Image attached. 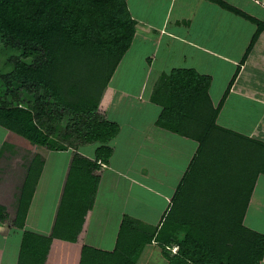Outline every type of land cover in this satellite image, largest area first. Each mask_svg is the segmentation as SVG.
Listing matches in <instances>:
<instances>
[{"label":"crops","instance_id":"crops-1","mask_svg":"<svg viewBox=\"0 0 264 264\" xmlns=\"http://www.w3.org/2000/svg\"><path fill=\"white\" fill-rule=\"evenodd\" d=\"M126 2L136 22V34L99 104L106 119L120 127L118 136L108 144L112 155L107 164L98 161L99 167L90 169L89 175L73 166L78 157L95 162L101 144L77 150L67 147L66 152L52 157V152L41 157L31 151L29 161L24 159L26 164L19 167L23 174L18 182H10L7 163L1 165L0 207L7 218L0 223V264H8L9 259H13L10 264H19L26 238L45 252L44 264H79L86 246L112 253L126 218L154 231L174 214L172 228L177 239L184 240V228L195 226L193 215L200 214L203 207L210 208L211 201L205 198L212 193L231 195V182L241 179L236 167L229 170L239 163L230 154H223L228 160L222 164V172L229 173L215 171L211 154L222 158L218 151L221 136L233 140L223 151L236 152L237 142L244 138L262 152L264 0ZM176 70H194L210 78L207 96L199 94L197 103L186 109L195 114L209 102L218 112L214 125L227 133L215 139L216 149L210 146L205 166L211 170L200 169L187 183L200 158L201 143L195 136L165 126L160 121L164 105L152 99L161 79ZM139 73L145 78L143 82L136 80ZM162 93L167 99L173 92L166 86ZM190 130L197 132V126ZM8 135L0 127V148L7 147ZM12 145L21 153L31 147ZM240 145L241 151H248L244 143ZM249 179L256 181L252 192H247L250 197L242 224L264 236V174ZM239 188L236 184L233 191ZM66 193L74 202H84L82 222L72 212L66 215L62 210ZM73 227L80 229L78 234ZM170 246V256L179 253V243ZM162 251L156 242L146 244L138 264H169ZM259 264H264V255Z\"/></svg>","mask_w":264,"mask_h":264},{"label":"trees","instance_id":"trees-1","mask_svg":"<svg viewBox=\"0 0 264 264\" xmlns=\"http://www.w3.org/2000/svg\"><path fill=\"white\" fill-rule=\"evenodd\" d=\"M135 34L136 22L129 13L126 0H0V53L6 56L0 79L6 87L4 95L15 101L12 104L0 101V127L9 132L8 142L12 139L16 146L35 144L52 151H64L69 146L77 150L80 146L101 144L96 151L95 162L78 157L73 168L82 169L87 174L90 169L99 167L98 161L107 164L112 155L108 144L118 136L120 127L106 119L99 111V104L123 57L131 48ZM96 65L100 67L97 71ZM102 70H106L103 80H81L86 75L98 77ZM177 71H185L183 73L189 75V71ZM174 73L161 79L152 99L164 105L160 121L165 126L179 134L195 136L201 143L200 158L187 176V183L200 169L205 172L211 170L205 166L208 153L211 154L210 146L216 149L215 139L227 133L214 125L218 112L209 102L195 114L186 109L197 103L199 94L207 96L210 78L183 80L187 84L183 86L180 80H170ZM193 82L199 83L200 93L197 88L191 87ZM98 84V96L93 97ZM166 86H170L173 92L172 97L167 99L168 95L162 93ZM63 114L70 117L66 135L62 136L66 145L59 138H53L46 119L56 122ZM194 126H197V132L190 130ZM222 140L225 148L232 146L233 140ZM241 141L237 142L236 152L218 149L222 158L218 153L211 154L218 173H229L222 172V164L228 160L223 154L239 159L238 165L230 164L229 170L236 167L242 174L240 181L236 182L241 187L239 191L244 193L240 198L244 201L241 206L236 203L237 209L232 211L234 214L237 211V217L241 218L235 229V233L240 235L234 232L222 234V229L216 230L207 225L204 216H195V226L184 228V240H178L170 218L154 231H146L138 222L126 218L114 252H102L86 246L79 264H138L145 245L153 242L163 250L169 264H259L264 255V236L246 228L242 220L250 197L247 192H252L256 181L249 178L264 174V146L260 152L257 146L252 147L249 140L243 138ZM243 143L250 152L241 151L240 144ZM244 178L247 181H242ZM65 200L62 210L66 211V215L72 212L82 222L84 202H74L67 193ZM6 218L0 207V223H5ZM72 231L78 234L80 229L73 227ZM175 242L179 243V253L170 256V245ZM24 246L19 264L25 261L21 257ZM35 255H39L40 260H36ZM27 256H30L28 264L45 263V252L34 245Z\"/></svg>","mask_w":264,"mask_h":264},{"label":"rangeland","instance_id":"rangeland-1","mask_svg":"<svg viewBox=\"0 0 264 264\" xmlns=\"http://www.w3.org/2000/svg\"><path fill=\"white\" fill-rule=\"evenodd\" d=\"M5 58H6L5 54L4 53H2V54L0 53V72L3 71L2 69L4 68V65H5V63H4L5 62ZM128 63H129V61H126L127 65H128ZM99 68H100L99 65H96V67H95L96 71L99 70ZM91 71H92V69H91ZM94 72L95 71H93V73ZM105 72H106V70L103 71L102 74L99 75L98 77H94V75L93 76L86 75V77L81 79V80H86L87 78H90L89 81H92V80H103L104 77H105ZM174 72L175 71H172L170 73V76ZM178 72H181V73H178ZM183 72H185V71H183ZM183 72L182 71L175 72L177 74L174 73V75L170 78V80H180L179 83H181L183 86H185L187 84H185V82H183V80H187V79H189V80H205L203 78L206 77V76L195 75L197 73L194 70L189 71V75H185ZM122 74H123V71H122V69H120L119 70V75H122ZM142 75H140V73H139L137 75V79L136 80H138V81L142 80V82H143L145 78L141 79L140 76H142ZM200 77H203V78H200ZM95 83H97V82H95ZM190 84H192V82H190ZM191 87L192 88H197L199 90V83L198 82H193V85ZM99 89H100V87H99V84H98V87H96L95 91H94V95L95 96L93 95V97H97L98 96L97 93H98ZM5 92H6V87H3L2 80L0 79V101L2 102V101L5 100V101H10L9 103H11V104L15 103L14 100H9L7 94L4 95ZM199 93H200V90H199ZM46 119H47V121L49 123L47 125L48 128H51L50 130L53 131L52 132L53 138H55V139L59 138L60 142L64 143L66 145V141L62 140V136L66 135L67 125H68V122L70 120V117L66 116L65 114H63V115H61V117L58 118V120H56V122L50 120V118L49 119L46 118ZM13 137L14 136H12V138ZM50 138H52V136ZM12 143H13V140L11 139V142L9 140L8 144H6L7 147H5V148L1 147L0 148V154H1L0 155V166L2 165L4 167V164L7 163L8 167H6V168L9 169L10 172L12 173L11 174L12 180H10V182H18V180L21 179V175L23 173L21 172L20 168H21L22 164H24V163L26 164L27 160L29 161V159H27V154L31 153V151H33V152L35 151V153H38V155L39 156L41 155V157H43V154L45 156L46 155L45 153H47V152L48 153L52 152L51 154H49L51 157L53 155L54 156L55 155L56 156L59 155L58 152H66V148H65L64 151H52V150L41 148V147H39V146H37L35 144H28L31 147L26 148L21 153V152L16 151V147L12 146ZM219 145H220V149L221 150L225 149V143H224V141L221 138L219 140ZM205 146H207V144ZM69 147H71V146H69ZM72 148L74 149V147H72ZM67 150H68V148H67ZM17 153H19V154H17ZM35 155L36 154H34V156ZM6 156H8V158ZM65 156H66V153H65ZM24 159H27V160L24 161ZM1 160H2V162H1ZM3 182H4V180L1 181V179H0V188H1L2 184H3ZM236 184H237V182H231V185H232L231 195L230 194H224V195H221V196H216L215 194L212 193V197L205 198V199H209L211 201L210 208H209L210 210L207 209L206 207H203L202 211H201V214H199V215L195 214L193 216H196V217L199 216V218L204 216L205 220H206V224L207 225H212L213 227H215L216 230L222 229V234H225L227 232H228V234H230L231 232L235 233L236 232L235 229L238 227L237 225L241 221V218L237 217V214H238L237 211L235 212V214L232 211L237 209L236 206H235L236 203H238L237 205L241 206L243 204V201H244L243 199H240V198H243L241 196L244 195L242 190H240V191L236 190V193H237L236 195H235V193H233L234 192L233 191V187ZM262 189H263V187L258 189V190H262ZM13 194L14 193L12 192V195ZM234 195L238 196V197H234ZM173 217H174V214L172 215V218L170 219L171 221H173ZM231 220L233 222H230ZM233 229H234V231H233ZM119 232H120V230H119ZM237 233H235V234H237V236L240 235L239 232H237ZM225 236L227 237V235H225ZM13 237L15 238V236H13ZM13 237H12V241H13ZM35 247H36V249H38L37 246H35ZM32 249H33V240L31 238L25 239L24 251H23V254L21 256L22 259L25 260L24 264H28L29 263L28 262V258L30 256H27V255L30 253V250H32ZM246 251H247L246 254H248L249 249H247ZM35 258H36V260H40L39 255H35ZM7 262H8V264H10L11 262H13V259H9ZM63 264H66V263H63Z\"/></svg>","mask_w":264,"mask_h":264}]
</instances>
